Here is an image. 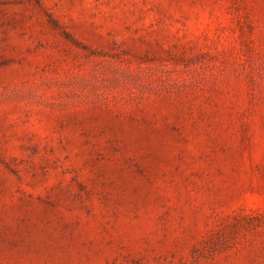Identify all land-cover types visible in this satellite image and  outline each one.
Listing matches in <instances>:
<instances>
[{"label":"rangeland","instance_id":"rangeland-1","mask_svg":"<svg viewBox=\"0 0 264 264\" xmlns=\"http://www.w3.org/2000/svg\"><path fill=\"white\" fill-rule=\"evenodd\" d=\"M0 264H264V0H0Z\"/></svg>","mask_w":264,"mask_h":264}]
</instances>
